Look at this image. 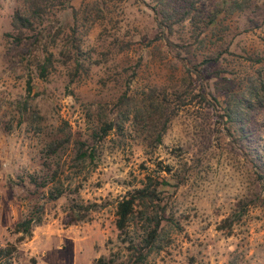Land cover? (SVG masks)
Wrapping results in <instances>:
<instances>
[{
	"label": "rangeland",
	"instance_id": "1",
	"mask_svg": "<svg viewBox=\"0 0 264 264\" xmlns=\"http://www.w3.org/2000/svg\"><path fill=\"white\" fill-rule=\"evenodd\" d=\"M195 2L205 16L231 0ZM17 6L0 0V249L16 248L0 264H93L100 257L122 264L148 224L137 215L119 237L116 203L147 177L158 184L168 221L144 264H264V106L256 97L264 93V0L221 13L199 42L192 26L172 38L191 44L195 62L219 59L191 75L195 98L178 109L154 150L130 123L100 137L125 90L137 96L179 85L185 75L146 1L71 0L52 31L71 34L78 22L94 20L80 42L85 71L59 61L45 81L29 46L6 36ZM61 44L50 47L56 57ZM237 100L242 108L232 121L225 108ZM75 204L101 206L71 223L80 218ZM37 211L41 222L19 240L15 224Z\"/></svg>",
	"mask_w": 264,
	"mask_h": 264
},
{
	"label": "trees",
	"instance_id": "2",
	"mask_svg": "<svg viewBox=\"0 0 264 264\" xmlns=\"http://www.w3.org/2000/svg\"><path fill=\"white\" fill-rule=\"evenodd\" d=\"M144 1L154 16L159 32L163 36L162 39L175 59L182 64L185 75L181 78L179 85L177 83L169 87L155 85L137 96L125 90L117 100L115 120L102 123L100 137L103 139L113 130L121 131L125 123H130V126L135 127L142 137L144 147L154 150L161 145L168 125L178 109L186 106L195 98L190 89L191 75L198 74L202 65L216 62L219 59V56H216L195 62L193 51L190 50L191 44L184 41L182 37L178 41L172 38L182 33L187 26H192L195 29L192 32L195 35V41L199 42L200 36L211 27L221 13L230 15L235 12H244L248 9L250 0H231L230 4H225V8L220 5L205 16L196 8L195 0ZM70 2L71 0H19V6L13 12L10 23L11 31L6 33V36L17 46H29V52L36 55V71L43 81L49 77L54 64L59 61L64 66L71 65L75 74H78L79 70L85 71L83 63L85 59L80 42L81 37L93 25L94 20L89 24L78 22L71 29V34H64L59 30L52 31L53 23L58 22V14L70 8ZM76 13L77 11H75V19L80 21ZM49 41L53 45H50ZM57 41H62L58 57L50 50V47H54ZM261 87L264 90L263 83ZM32 88L31 82L27 81V93L30 94ZM252 91L255 95L259 93L258 86L253 87ZM262 94L261 97L256 96L260 100L259 104H262L260 106H264V93ZM203 99H205L204 96ZM212 99L218 102L215 97ZM247 101V109H250L252 105L249 103L250 100ZM241 108L242 101L237 100L233 104L226 105L225 112L233 121ZM239 129L244 133L242 126ZM60 196L61 192L58 191L56 196L52 197L55 199ZM100 206L98 204H75L72 211L73 213L76 211L80 218L73 216L71 223L83 220L85 215L96 211ZM137 215L148 224L146 237L140 244L128 246L129 254L122 264H144L148 255L157 248L162 222L168 221L158 184L153 183L149 177L141 187L127 192L117 201L115 227L119 237L127 235L129 224ZM40 222L41 212H33L15 224L14 233L20 235L19 240H25L31 236L32 228ZM15 251V246L1 248L0 258H9ZM93 264H114V261L100 257Z\"/></svg>",
	"mask_w": 264,
	"mask_h": 264
}]
</instances>
